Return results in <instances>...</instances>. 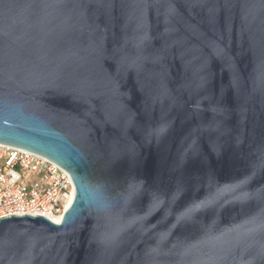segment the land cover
<instances>
[{
	"label": "water",
	"instance_id": "95a60500",
	"mask_svg": "<svg viewBox=\"0 0 264 264\" xmlns=\"http://www.w3.org/2000/svg\"><path fill=\"white\" fill-rule=\"evenodd\" d=\"M0 143L75 186L0 264H264V0H0Z\"/></svg>",
	"mask_w": 264,
	"mask_h": 264
},
{
	"label": "built area",
	"instance_id": "2783aa9c",
	"mask_svg": "<svg viewBox=\"0 0 264 264\" xmlns=\"http://www.w3.org/2000/svg\"><path fill=\"white\" fill-rule=\"evenodd\" d=\"M75 196L69 172L29 150L0 143V218L10 214L62 217Z\"/></svg>",
	"mask_w": 264,
	"mask_h": 264
},
{
	"label": "bare ground",
	"instance_id": "6f19581e",
	"mask_svg": "<svg viewBox=\"0 0 264 264\" xmlns=\"http://www.w3.org/2000/svg\"><path fill=\"white\" fill-rule=\"evenodd\" d=\"M61 219H62V217H58V218H52L51 220L53 221V222H60L61 221Z\"/></svg>",
	"mask_w": 264,
	"mask_h": 264
}]
</instances>
